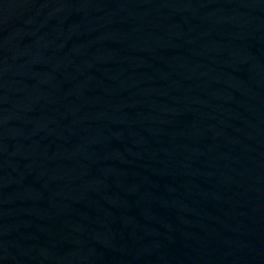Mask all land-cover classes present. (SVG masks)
I'll list each match as a JSON object with an SVG mask.
<instances>
[{"label":"water","instance_id":"water-1","mask_svg":"<svg viewBox=\"0 0 264 264\" xmlns=\"http://www.w3.org/2000/svg\"><path fill=\"white\" fill-rule=\"evenodd\" d=\"M0 264H264V0H0Z\"/></svg>","mask_w":264,"mask_h":264}]
</instances>
